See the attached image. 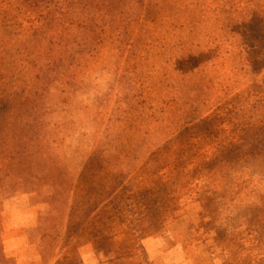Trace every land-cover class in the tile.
<instances>
[{
    "label": "rangeland",
    "instance_id": "1",
    "mask_svg": "<svg viewBox=\"0 0 264 264\" xmlns=\"http://www.w3.org/2000/svg\"><path fill=\"white\" fill-rule=\"evenodd\" d=\"M187 1L205 4L197 40L219 42L214 56H199L209 73L181 74L176 66L172 128L186 124L202 96L212 109L156 166L134 176L119 204L107 205L115 178L126 171L124 150H109L98 162L89 137L71 139L63 153L71 166L83 165V175L65 220L81 229L59 232L48 264H264V0ZM31 19L18 0H0V104L10 100L0 114V149L25 77L17 60L32 50ZM38 211L28 196L0 190L8 264H44L27 232ZM76 234L83 236L78 245Z\"/></svg>",
    "mask_w": 264,
    "mask_h": 264
},
{
    "label": "trees",
    "instance_id": "2",
    "mask_svg": "<svg viewBox=\"0 0 264 264\" xmlns=\"http://www.w3.org/2000/svg\"><path fill=\"white\" fill-rule=\"evenodd\" d=\"M18 1L32 17L26 34L32 50L17 60L25 77L13 93L14 117L2 130L0 190L5 196H28L30 207L39 210L27 232L48 264L59 232L81 229L65 220L72 188L83 175V165L71 166L63 153L68 142L89 137L98 162L109 150H124L126 171L115 178L107 205L118 203L134 176L156 166L174 139L212 109L202 96L186 124L172 128L176 66L181 74L208 72L199 56H214L212 44L219 40L204 46L197 40L204 31L198 18L206 13L202 2ZM9 103L0 104L1 115ZM2 235L0 218V264H8ZM76 237L78 245L83 236Z\"/></svg>",
    "mask_w": 264,
    "mask_h": 264
}]
</instances>
